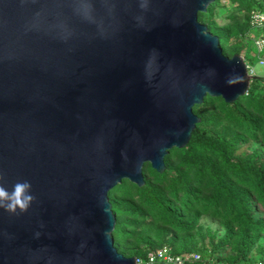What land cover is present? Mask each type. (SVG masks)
<instances>
[{
  "label": "water",
  "instance_id": "95a60500",
  "mask_svg": "<svg viewBox=\"0 0 264 264\" xmlns=\"http://www.w3.org/2000/svg\"><path fill=\"white\" fill-rule=\"evenodd\" d=\"M214 0H0V264H136L114 246L109 190L184 147L208 95L255 77L198 20Z\"/></svg>",
  "mask_w": 264,
  "mask_h": 264
},
{
  "label": "trees",
  "instance_id": "16d2710c",
  "mask_svg": "<svg viewBox=\"0 0 264 264\" xmlns=\"http://www.w3.org/2000/svg\"><path fill=\"white\" fill-rule=\"evenodd\" d=\"M253 9H264V0H214L198 20L225 55L245 56L251 33L258 35ZM220 12L227 23L218 22ZM254 76L234 102L207 95L193 107L200 121L189 142L165 156L162 173L145 163L144 185L122 179L109 190L119 252L143 256L168 244L200 252L204 264H264V75ZM203 217L223 231L203 230Z\"/></svg>",
  "mask_w": 264,
  "mask_h": 264
},
{
  "label": "built area",
  "instance_id": "2783aa9c",
  "mask_svg": "<svg viewBox=\"0 0 264 264\" xmlns=\"http://www.w3.org/2000/svg\"><path fill=\"white\" fill-rule=\"evenodd\" d=\"M250 24L253 28H264V9L251 10ZM250 44L258 52V63L264 66V33L260 35L251 33ZM242 57L245 61V56ZM245 64L248 73L255 75L254 66L247 61ZM135 262L136 264H204V259L198 251L179 253L175 252L170 245L163 244L147 251L143 256H135Z\"/></svg>",
  "mask_w": 264,
  "mask_h": 264
},
{
  "label": "clouds",
  "instance_id": "9594fccd",
  "mask_svg": "<svg viewBox=\"0 0 264 264\" xmlns=\"http://www.w3.org/2000/svg\"><path fill=\"white\" fill-rule=\"evenodd\" d=\"M30 189L31 185L27 181L15 183L11 193L0 185V208L11 213H15L17 209L26 210L34 200L33 195L25 194Z\"/></svg>",
  "mask_w": 264,
  "mask_h": 264
},
{
  "label": "rangeland",
  "instance_id": "374dc122",
  "mask_svg": "<svg viewBox=\"0 0 264 264\" xmlns=\"http://www.w3.org/2000/svg\"><path fill=\"white\" fill-rule=\"evenodd\" d=\"M221 15L218 18V22L220 24H224L227 23V19L224 17L225 14H223L222 12H220ZM256 32L258 35H260L261 33H264V28H258L256 29ZM264 53V52H263ZM245 61H247L251 66H254L255 72L257 75H264V66L260 65L258 63V52L251 47V44L249 42V45L245 51ZM259 144H255L254 146H258ZM147 177L150 179L149 174L147 175ZM200 223L202 225V229L205 230L207 227H210L212 230H215L216 232L221 233L223 230L222 228L219 226V223L217 221H215L214 219H212L211 217H203L200 219ZM259 242L264 243V236H262L259 239ZM120 246H126V243L123 241H120ZM130 250V248H128Z\"/></svg>",
  "mask_w": 264,
  "mask_h": 264
}]
</instances>
